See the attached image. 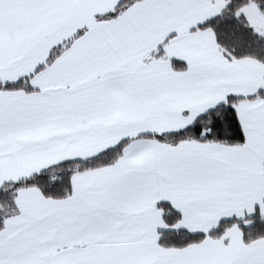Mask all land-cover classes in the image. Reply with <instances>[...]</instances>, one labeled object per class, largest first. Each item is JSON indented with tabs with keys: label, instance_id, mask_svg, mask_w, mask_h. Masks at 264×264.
<instances>
[{
	"label": "snow or ice",
	"instance_id": "obj_1",
	"mask_svg": "<svg viewBox=\"0 0 264 264\" xmlns=\"http://www.w3.org/2000/svg\"><path fill=\"white\" fill-rule=\"evenodd\" d=\"M0 264H264V0H0Z\"/></svg>",
	"mask_w": 264,
	"mask_h": 264
}]
</instances>
